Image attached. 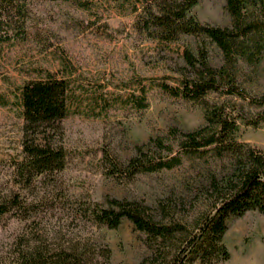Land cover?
Wrapping results in <instances>:
<instances>
[{
  "label": "rangeland",
  "instance_id": "1",
  "mask_svg": "<svg viewBox=\"0 0 264 264\" xmlns=\"http://www.w3.org/2000/svg\"><path fill=\"white\" fill-rule=\"evenodd\" d=\"M141 7V0H27L2 11L0 33L14 38L0 41V200L15 195L25 209L0 218V264H20L33 248L46 260L76 250L86 264H139L154 256L145 235L127 219L114 229L93 221V204L104 205L106 198L141 201L157 220L163 204L189 230L208 210L210 190L204 187L212 174L219 177L228 167L209 151L185 156L172 170L124 183L103 174L102 149L126 159L135 145L166 136L170 127L190 131L203 123L200 105L158 85H176L182 51L195 54L201 40L181 36L158 43L136 27ZM190 15L201 23L230 24L225 0H197ZM204 43L209 63L220 65L219 49ZM47 72L70 81L80 106L47 131L50 143L66 152L63 168L26 184L16 175L25 138L18 95L25 82L43 79ZM238 78L245 89L264 93V54L255 67L241 65ZM139 80L146 88V108L116 107L113 95L122 82L130 92ZM218 97L207 96L224 98ZM95 105L97 116L82 113ZM235 136L264 153V123L240 124ZM222 243L229 257L217 264H264V213L247 211L231 219Z\"/></svg>",
  "mask_w": 264,
  "mask_h": 264
},
{
  "label": "trees",
  "instance_id": "2",
  "mask_svg": "<svg viewBox=\"0 0 264 264\" xmlns=\"http://www.w3.org/2000/svg\"><path fill=\"white\" fill-rule=\"evenodd\" d=\"M24 1L27 0H0V19L3 10ZM141 2L136 27L158 43H173L181 36L201 40L195 54L189 49L182 51L183 65L176 66L179 72L176 85H158L172 96L200 105L203 123L190 131L170 127L166 136L135 145L134 153L126 159L112 157L102 149L103 174L124 183L137 175L172 170L182 164L185 156L201 157L208 151L225 160L228 167L219 177L210 176L204 187L205 192L210 190L209 208L197 218L193 230L176 222L163 204L159 206L163 217L158 220L143 202L115 198H106L104 205L93 204L90 214L96 224L110 229L127 219L145 235L146 246L154 256L144 258L139 264H158L156 253L162 259L159 264H217L229 257L222 243L229 221L247 211L264 213V153L235 136L240 124L256 127L264 123V93L254 94L245 89L238 78L241 65L255 67L264 54V0H225L230 17L226 27L201 23L190 15L197 0ZM13 38L14 34L0 33V41ZM205 40L221 52L220 65L209 63ZM137 84L136 90L129 92L127 84L122 82L113 95L116 107L146 108V88L140 80ZM209 94L224 98L209 100ZM18 101L25 138L16 175L19 181L28 184L40 174L63 168L66 152L50 143L47 131L72 111H78L80 102L70 81L56 78L50 72L43 79L25 82L20 87ZM96 107L82 113L97 116ZM24 209L15 195L0 200V218L12 210L24 213ZM50 260L33 248L20 264H86L76 250L62 251Z\"/></svg>",
  "mask_w": 264,
  "mask_h": 264
}]
</instances>
